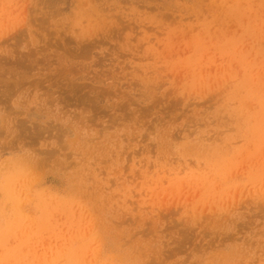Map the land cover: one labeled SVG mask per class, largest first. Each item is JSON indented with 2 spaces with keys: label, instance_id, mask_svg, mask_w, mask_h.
<instances>
[{
  "label": "rangeland",
  "instance_id": "obj_1",
  "mask_svg": "<svg viewBox=\"0 0 264 264\" xmlns=\"http://www.w3.org/2000/svg\"><path fill=\"white\" fill-rule=\"evenodd\" d=\"M0 264H264V0H0Z\"/></svg>",
  "mask_w": 264,
  "mask_h": 264
}]
</instances>
